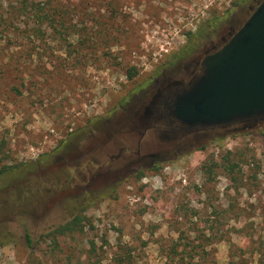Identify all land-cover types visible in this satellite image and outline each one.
I'll list each match as a JSON object with an SVG mask.
<instances>
[{
	"label": "rangeland",
	"instance_id": "obj_1",
	"mask_svg": "<svg viewBox=\"0 0 264 264\" xmlns=\"http://www.w3.org/2000/svg\"><path fill=\"white\" fill-rule=\"evenodd\" d=\"M30 1L64 16L0 0V264H259L264 123L107 182L64 162L260 0ZM82 208V231L46 235Z\"/></svg>",
	"mask_w": 264,
	"mask_h": 264
},
{
	"label": "water",
	"instance_id": "obj_2",
	"mask_svg": "<svg viewBox=\"0 0 264 264\" xmlns=\"http://www.w3.org/2000/svg\"><path fill=\"white\" fill-rule=\"evenodd\" d=\"M226 35L220 37L223 43L218 48H206L182 63L186 70L200 66L187 82L166 74L161 85L149 92L147 98L153 102L166 88L175 89L159 112L144 108L143 124L152 120L168 122L169 127L199 129L240 122L243 126L238 130L243 131L264 123V0Z\"/></svg>",
	"mask_w": 264,
	"mask_h": 264
},
{
	"label": "flooded vegetation",
	"instance_id": "obj_3",
	"mask_svg": "<svg viewBox=\"0 0 264 264\" xmlns=\"http://www.w3.org/2000/svg\"><path fill=\"white\" fill-rule=\"evenodd\" d=\"M251 8L252 6H250ZM239 25L237 20L229 21L226 31L220 33L215 41H210L204 49L211 46H215V49L218 48L223 43L220 37L227 38L226 33L233 32ZM199 67L196 65L186 70L180 66L172 73L162 72L161 75L155 76L147 88L133 96L132 102L120 104L122 114L119 118L114 120L108 118L105 121L103 138L80 152L69 155L64 165L69 170L78 172L82 180L89 178L88 184L96 179L107 182L109 179L116 180L126 174L139 173L143 166L152 167L170 160L179 153L208 140L211 135H224L239 131L238 129L243 126V123L240 122L189 129L169 127L168 122L161 124L152 120L148 124H143L140 120L145 107L150 106L155 112H159L164 102L174 92L175 89L169 87L158 100L151 102L152 100L147 98L154 87L161 85L166 74L178 77L185 83L198 73ZM153 156L162 159L157 160ZM58 159L61 160L62 157L59 156Z\"/></svg>",
	"mask_w": 264,
	"mask_h": 264
},
{
	"label": "trees",
	"instance_id": "obj_4",
	"mask_svg": "<svg viewBox=\"0 0 264 264\" xmlns=\"http://www.w3.org/2000/svg\"><path fill=\"white\" fill-rule=\"evenodd\" d=\"M22 4V9L24 10L25 13H29L30 16H33L35 18H59L64 16V11H60L58 8H55L52 12H43L41 9H36V8H41L40 3H33L30 0H17V7L15 8V12L19 14L18 7L21 6ZM37 5V6H36ZM28 11V12H26ZM188 35H192V33L188 32ZM189 50H191L190 47H188ZM187 50V51H189ZM186 51V52H187ZM181 56V55H180ZM136 71L134 70L129 74V77H133L135 75ZM13 166H6L4 167L5 170L12 169ZM3 171V170H1ZM140 177V176H138ZM83 209L77 214H75L70 220L67 222L60 224L59 226L55 227L53 230L48 232L46 235L53 234L55 236L57 235H64V234H70L76 231H82L83 228L85 227L88 219L87 217L83 214ZM193 249V247H192ZM194 251V250H193ZM198 253V252H197ZM195 255L191 256V259L189 262H186V264H201L200 260H194ZM258 263L259 264H264V252L260 253V256L258 258ZM93 264H103L100 261H94ZM242 264V263H240Z\"/></svg>",
	"mask_w": 264,
	"mask_h": 264
}]
</instances>
